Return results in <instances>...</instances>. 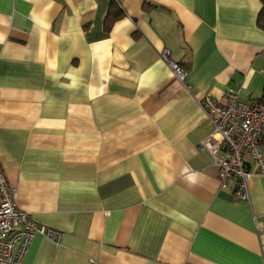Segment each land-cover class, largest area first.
Returning a JSON list of instances; mask_svg holds the SVG:
<instances>
[{"label":"crops","instance_id":"1","mask_svg":"<svg viewBox=\"0 0 264 264\" xmlns=\"http://www.w3.org/2000/svg\"><path fill=\"white\" fill-rule=\"evenodd\" d=\"M261 9L0 0V170L20 209L64 233L37 235L23 264H264V179L238 200L199 148L200 99L264 98Z\"/></svg>","mask_w":264,"mask_h":264},{"label":"built area","instance_id":"2","mask_svg":"<svg viewBox=\"0 0 264 264\" xmlns=\"http://www.w3.org/2000/svg\"><path fill=\"white\" fill-rule=\"evenodd\" d=\"M163 57L184 81L187 75L184 68L170 61L167 53ZM225 97V104L211 97L200 99L213 130L199 148L211 153L220 167L221 187L233 181L237 199L250 201V182L256 176L264 179V98L245 104L239 101L236 92H228ZM37 235L59 244L64 233L36 222L20 209L14 191L0 170V264H23Z\"/></svg>","mask_w":264,"mask_h":264},{"label":"trees","instance_id":"3","mask_svg":"<svg viewBox=\"0 0 264 264\" xmlns=\"http://www.w3.org/2000/svg\"><path fill=\"white\" fill-rule=\"evenodd\" d=\"M260 1L262 3V9L258 15L257 25L261 30L264 31V0H260Z\"/></svg>","mask_w":264,"mask_h":264}]
</instances>
